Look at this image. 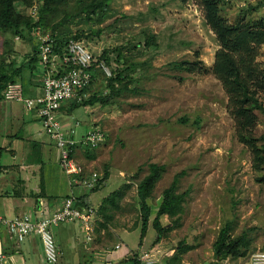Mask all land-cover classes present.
Wrapping results in <instances>:
<instances>
[{
  "label": "rangeland",
  "instance_id": "obj_1",
  "mask_svg": "<svg viewBox=\"0 0 264 264\" xmlns=\"http://www.w3.org/2000/svg\"><path fill=\"white\" fill-rule=\"evenodd\" d=\"M78 3L79 0H68L52 5L47 24L33 29L31 34L27 30L25 38L0 30V65L10 63L12 58L17 66L27 61L38 34L56 33L72 39L85 33L96 54L110 51L107 64L112 76L96 71L89 95L82 100L108 97V101L77 104L71 112L74 117L67 112L71 103L59 112V117L69 124L76 122L73 118L81 121L82 131L89 125H97L106 134L99 149L80 144L75 150L83 170L81 181L95 172L101 179L106 169L110 172L111 181L108 178L99 182L102 192L96 197L111 193L109 200L117 191L123 194L114 195L118 207L107 199L100 209L88 204L104 219L106 231L97 237L100 246L107 247L117 241L112 228L133 229L142 225L138 188L150 174V165L157 163L165 169L148 199L151 227L145 243V248L157 255L154 264H171L174 256H179L175 264L215 263L214 242L229 221L234 236L245 235L246 254L230 257L220 264H249L254 251L264 250V184L258 181L252 166L251 151L237 138L235 121L228 110V96L212 71L220 45L206 22L200 1L106 0L104 9L92 19L80 12ZM250 4L260 5L254 16L264 14V0H231L222 6V14L232 23ZM17 10L31 13L30 7L25 8L22 3L17 4ZM152 38L155 41L148 43ZM197 52L210 69L208 73L180 72L170 66L174 61L194 60ZM260 53L258 60L264 63V46ZM120 72L123 76L128 74L123 82L110 80L117 79ZM43 78L37 67L24 71L22 81L28 96L38 93ZM260 100L264 105V93L260 94ZM20 103L14 105L21 110ZM258 114L255 132L260 136L264 133V113ZM38 122V128L41 125L44 130L40 119ZM6 156L4 153L0 163ZM177 175H180L178 193L187 189L191 192L180 219L162 217L163 225L171 229L156 243L157 232L152 221L164 191ZM100 227L98 222L96 229L101 230ZM140 233L138 229L127 236L128 248L139 247ZM182 242L192 246L184 254ZM127 246L124 244L120 251L127 250ZM133 252L140 254L142 249ZM162 256L167 258L166 262Z\"/></svg>",
  "mask_w": 264,
  "mask_h": 264
},
{
  "label": "trees",
  "instance_id": "obj_2",
  "mask_svg": "<svg viewBox=\"0 0 264 264\" xmlns=\"http://www.w3.org/2000/svg\"><path fill=\"white\" fill-rule=\"evenodd\" d=\"M67 1L68 0H40L37 3L36 0H0V30L11 32L14 36L19 38H25L27 30L31 34L33 29H41L43 25L47 24V17L52 10V5L58 6L67 3ZM181 1L186 2L188 0ZM199 1L204 9L206 22L216 34L220 45L215 55L212 71L221 81L228 96V110L235 121L237 138L251 151L252 166L258 174V181L264 184V133L258 136L255 132L259 121L258 112L264 113V105L260 100V94L264 93V63L258 60L261 55L260 49L264 46V14L254 16L258 11L257 6L260 5L251 6L250 4L247 9L243 13H240L236 20L231 23L222 14V6L231 2V0ZM19 3H22L25 8L34 7L38 17H36L37 14L33 16L24 11H18L17 4ZM78 4L81 6L80 12L86 13V16L92 19L93 16L98 15L99 12L104 9L106 0H93L91 2L79 0ZM57 28L58 25H55L54 29ZM55 31L57 32L58 30ZM58 35L54 33L49 36L51 37L50 39L53 40L51 41L53 53L57 56L55 58V65L57 66L56 68L59 67L58 69L61 73L70 71L73 66L71 63H67L64 60L67 54L66 45L70 39ZM88 37V35L83 33L73 38L84 41L86 46L93 52L98 60H105L107 62L110 51L106 49L102 54H96V52L93 51V44L87 39ZM154 41V38H152L148 40V43H153ZM40 45L39 40L34 42L31 55L28 56L27 61L23 62L22 65L17 66L15 58H12L10 63H8L10 66L9 68H7L8 64L4 62L0 65V100L5 99L4 90L9 82L22 81L26 69L37 67L45 75V69L40 63ZM170 66L173 70L180 72L208 73L210 71L204 61L200 59L199 52L196 53V58L194 60L174 61L170 63ZM97 71L99 70L97 69ZM127 76H123V72H120L117 79L115 77L110 80H120L123 82L122 80H125ZM180 79L184 80V77L181 76ZM25 93L28 94L27 88H25ZM97 100H101L105 104L108 101V97H91L86 101H82V103L77 100L68 102L71 103L70 110L67 111L68 115L72 116L71 112L74 107H77V104L90 105ZM65 105L66 104H63L60 110H64V108H66ZM73 119L78 121L76 118ZM164 169V165L160 166L157 165V163H152L150 165V174L145 177L138 188V195L142 207L140 245L144 243L150 228L151 206L148 203V199L157 181L161 178ZM182 174L183 173H181V175ZM109 177L110 172L106 169L100 182L103 183L108 180ZM179 177L180 175H177L171 186L164 191L163 201L156 217L152 221V226L157 232L156 243H159L163 239L165 233L171 229V227L163 225L162 217L167 215L170 218L180 219L181 214L184 212L186 197L191 192L190 189H187L182 193H178ZM99 189L100 187L98 185L92 191L95 192ZM114 195L119 197L123 194L117 191ZM114 195L111 199H107V202L111 203L114 207H118L117 197L115 198ZM85 196L86 195H81L80 198L84 199ZM233 229V224L230 221L221 228L213 246L216 260L213 264H220L223 260L230 257L244 256L246 254L245 248L247 245L245 235L234 236L232 234ZM183 244L182 242V253L184 254L189 251L192 246ZM139 256L140 254L134 253L132 257L123 260L120 264H143ZM178 260L179 256H174L170 262L171 264H175ZM57 264L61 263L58 262Z\"/></svg>",
  "mask_w": 264,
  "mask_h": 264
},
{
  "label": "crops",
  "instance_id": "obj_3",
  "mask_svg": "<svg viewBox=\"0 0 264 264\" xmlns=\"http://www.w3.org/2000/svg\"><path fill=\"white\" fill-rule=\"evenodd\" d=\"M42 92L40 87L38 93L31 96H38ZM4 101L0 100V159H3L4 153L8 157L0 163V215L14 217L29 213L38 218L56 211L71 194L87 195L88 204L100 209L111 193L96 197L102 189L90 192L85 186L74 183L60 164V153L54 141L41 125L40 128L36 125L39 124L37 116L33 112L29 116V110L23 103ZM18 103L23 106L21 110L14 105ZM70 124L74 123L71 121ZM98 214L95 212L93 242L86 240L80 222L63 223L53 228L61 264H90L91 261L95 264H120L128 256H133L134 250L142 249L143 252L148 249L145 248L147 236L142 245L139 241V247L128 248L126 243L132 231L140 229L141 232V225L133 229L112 228L117 241L107 247L113 249L116 243H122V246L113 249L107 257H98L97 253L107 248L100 246L97 239L100 233L106 231L104 219ZM98 222L101 230L96 229ZM124 244L127 250L122 252L120 250ZM162 260L166 262L167 258L162 256ZM0 264H47L42 241L36 234L18 241L0 226Z\"/></svg>",
  "mask_w": 264,
  "mask_h": 264
},
{
  "label": "built area",
  "instance_id": "obj_4",
  "mask_svg": "<svg viewBox=\"0 0 264 264\" xmlns=\"http://www.w3.org/2000/svg\"><path fill=\"white\" fill-rule=\"evenodd\" d=\"M35 12V10H33ZM49 35L40 36V63L45 69L42 94L28 96L21 80L9 82L4 90L5 100L21 102L27 110L32 111L40 119L47 135L54 141L60 153V164L74 183L84 184L88 190H94L101 179L97 172L91 178L81 181L82 167L76 159V148L83 144L90 149H99L106 140V134L97 125L89 126L82 131L81 121L67 123L59 117L60 108L70 101H82L89 95V90L95 81L97 69L101 74L111 76V70L105 60H98L84 41L70 39L66 45L65 62L72 64L70 71L59 72L55 65L53 40ZM51 63V64H49ZM81 128V129H80ZM82 132H79V131ZM95 211L89 207L86 199L71 194L63 205L52 213L34 218L29 213L14 217L0 215V226L4 227L12 237L24 241L28 236L38 235L42 241L47 264L59 262V251L55 241L53 228L63 223L80 222L84 228L86 240L93 242L95 235ZM122 243H116L113 249H120ZM107 247L99 251L98 257H107L113 252ZM139 259L143 264H154L157 255L145 250ZM249 264H264V250L254 251L249 258Z\"/></svg>",
  "mask_w": 264,
  "mask_h": 264
},
{
  "label": "clouds",
  "instance_id": "obj_5",
  "mask_svg": "<svg viewBox=\"0 0 264 264\" xmlns=\"http://www.w3.org/2000/svg\"><path fill=\"white\" fill-rule=\"evenodd\" d=\"M33 10H35V12H33ZM30 12H31L30 14L33 15V16L37 14V13H36V9H35L34 7H31V8H30ZM38 36H39V39H38V40H40V36H41V35L38 34ZM72 39H74V38H72ZM78 40H79V39H78ZM111 76H112V75H111ZM24 86H25V85H24Z\"/></svg>",
  "mask_w": 264,
  "mask_h": 264
}]
</instances>
